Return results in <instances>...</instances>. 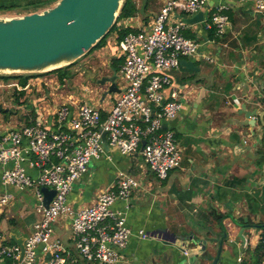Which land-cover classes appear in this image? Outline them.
<instances>
[{"label":"crops","instance_id":"obj_1","mask_svg":"<svg viewBox=\"0 0 264 264\" xmlns=\"http://www.w3.org/2000/svg\"><path fill=\"white\" fill-rule=\"evenodd\" d=\"M133 1L138 15L121 19L118 25L135 31L149 30L166 0ZM223 4V0H209L202 10L204 23L186 25L184 36L199 41V56L185 59L194 63L193 69L181 66L171 72L173 88L185 97L179 116L166 125L175 133L180 167L160 180L145 165L141 151L127 156L109 146L104 157L91 162L88 173L69 194L68 202L77 210L93 205L98 194L114 186L121 174L139 180L130 207L124 201L114 205L115 210L126 213L133 234L121 264H244L261 241L264 140L253 137L250 128L237 122L246 121L245 115L239 113L243 105L247 111L264 110V10L251 2H228L225 13L230 24L225 34L218 37L209 24L212 14ZM28 11L31 10L16 12L25 15ZM118 41L116 31L104 45L84 56V65L94 62L91 71L98 73L97 78L84 65L77 64L79 76H87L88 82L80 84L84 80L78 76L77 94L59 84L58 74L30 78L24 86L29 87L26 90L19 89L23 87L20 79H0V93L12 92L13 108L8 110H25L23 116L18 111L3 112L8 124L0 129L7 131L44 119L52 123L57 109L65 104L71 105L74 114L83 104L97 107L106 119L122 92L107 94L108 86L99 85L98 80L111 76L112 68L119 72L123 65ZM117 86L123 91L122 79ZM171 90H166L167 95ZM16 91L27 97L21 107L14 97ZM24 166L32 178L38 177L39 170L27 163ZM11 167L12 164L6 166ZM3 170L0 169V192L11 193L14 200L0 210V234L10 245H16L11 235L29 237L40 217L35 212L33 192H20L3 184ZM54 228L56 237L77 264H85L71 239V221L61 219ZM142 230L147 239L139 238ZM48 259L50 255H42L40 247L36 264H45ZM0 264L12 261L4 259Z\"/></svg>","mask_w":264,"mask_h":264},{"label":"built area","instance_id":"obj_2","mask_svg":"<svg viewBox=\"0 0 264 264\" xmlns=\"http://www.w3.org/2000/svg\"><path fill=\"white\" fill-rule=\"evenodd\" d=\"M251 2L264 10V0H223L212 14L210 24L222 37L230 18L225 13L227 3ZM209 0H166L150 29L127 34L118 41L124 63L118 72L124 82L122 93L106 119L94 106L83 104L76 114L71 105L60 106L52 123L38 120L20 128L0 129V169L2 183L20 192L32 191L39 220L25 241V256L21 249L10 245L0 234V262L36 264L38 249L50 255L45 264H77V260L56 237L54 226L61 219L71 221V239L85 264H121L133 236L127 225L126 213L114 209L118 201L130 207L133 191L140 186L137 178L121 174L115 185L98 194L93 205L75 210L68 202L73 186L89 171L92 161L106 155L103 133L108 145L130 156L141 152L144 163L160 180L180 167L181 154L175 133L164 128L182 111L185 97L173 88L171 72L181 67V61L199 56L200 43L186 38V24L178 15L194 16L204 10ZM120 26V24H119ZM172 88L167 95L166 90ZM27 87L19 88L26 90ZM39 170L32 178L25 168ZM12 164L11 168H6ZM43 188L55 190L50 205L45 207ZM14 197L0 192V210L9 207ZM140 239H147L139 231ZM242 262V259L239 260ZM261 264H264V259Z\"/></svg>","mask_w":264,"mask_h":264},{"label":"water","instance_id":"obj_3","mask_svg":"<svg viewBox=\"0 0 264 264\" xmlns=\"http://www.w3.org/2000/svg\"><path fill=\"white\" fill-rule=\"evenodd\" d=\"M125 1L59 0L43 11L20 17L0 16V74H47L77 63L111 32ZM179 18L186 25H197L204 23L205 13L200 11L194 16L180 15ZM181 66L193 69L194 63L182 60ZM112 72L111 76H102L98 80L99 85L108 86L107 94L122 92L117 86V69L112 68ZM3 112L9 111L0 106V113ZM239 113L245 115L246 121L237 124L250 128L253 137L264 140V110L247 111L243 105ZM102 138L108 149L106 133ZM145 144L143 141L141 152ZM42 192L44 205L48 207L56 191L43 188ZM11 239L21 249L22 262L27 238L11 235Z\"/></svg>","mask_w":264,"mask_h":264},{"label":"trees","instance_id":"obj_4","mask_svg":"<svg viewBox=\"0 0 264 264\" xmlns=\"http://www.w3.org/2000/svg\"><path fill=\"white\" fill-rule=\"evenodd\" d=\"M55 0H26L25 2H23V0H0V15L3 14H7L9 12H23V10H31V12L29 13H34L37 12L39 8H43L47 5L52 4ZM27 13V14H29ZM139 13V9H137V5L133 0H126L121 7L120 13H119V17L117 19L116 24L114 25L113 29L111 30V32L105 37L103 38L95 48L101 47L102 45H104L106 39L114 32H118V39H123L127 34L131 33V32H137L135 30H133L132 28H122V27H117V23L121 20V19H128V18H132V17H136ZM94 48V49H95ZM93 49V50H94ZM76 64V63H75ZM73 65L69 66V67H65L53 72H60L62 70H67L68 68H71ZM46 74V73H45ZM49 74V73H47ZM43 74L40 75H3L0 76V79L3 80H10V79H20L21 80V85L24 87L27 84V81L31 78V77H35V76H42ZM18 92V91H16ZM16 98H17V104L19 106H23L24 103L26 102V94L24 92H18L16 93ZM15 113L16 110H10L9 114ZM222 218V216H221ZM12 242V241H11ZM264 259V231L262 232V238L261 241L259 243V245L255 248L254 251L251 252V259L250 261H246L244 264H261L262 261ZM244 262V261H242Z\"/></svg>","mask_w":264,"mask_h":264},{"label":"rangeland","instance_id":"obj_5","mask_svg":"<svg viewBox=\"0 0 264 264\" xmlns=\"http://www.w3.org/2000/svg\"><path fill=\"white\" fill-rule=\"evenodd\" d=\"M57 1H59V0H55L52 4L49 3V5H47L45 7H47V8L53 7L57 3ZM45 7L40 8L41 9L40 11H43V10L47 9ZM28 12H31V11H28ZM23 15H24L23 13H19V12H14L13 11V12H9L8 14H3V15H0V16L1 17H20V16H23ZM117 27H120L118 25V23H117ZM84 59H85V57L80 59L76 64H73V66L71 68H68L67 70H62L60 72H51V73H49V75L58 74L59 75V84H62L65 87L64 89H68L69 88L68 91H71V92L74 91V93L77 94V93H79V90H80V86H78V84H77L78 83L77 80L79 79L78 78L79 72L75 69V67L77 66V64L84 65V63H85L83 61ZM91 66H94V62L93 61H89L88 63H86L84 65L85 69L87 68V71L89 73L92 72L91 71ZM72 71H73V73H72ZM91 74L94 76V78L98 77V73L96 71H95V73L92 72ZM3 75H8V74H0V76H3ZM13 75H15V74H13ZM24 75L27 76V75H30V74H24ZM34 75H40V74H34ZM43 75L45 76L47 74H43ZM36 77H38V76L31 77V78H36ZM79 77H81L82 80H84L83 82L81 81L80 84H88L87 76H85V78H84V76L83 77L79 76ZM95 84H96V82L94 81V86H95ZM91 85H93V84H91ZM95 88H96V86H95ZM10 90H13V89H10ZM47 93L49 94V92H47ZM11 95H12L11 91L8 92L7 94L0 93V106H2L6 110L13 108V106H12L13 100H12ZM14 97H16V95ZM33 98H36V95H34ZM19 107H21V106H19ZM8 111H10V110H8ZM17 111L20 112L21 116H23L25 114V110H23V109L16 110V112L15 113L13 112L12 114H16ZM0 114H1L0 115V128L2 129V128H4V126H6L8 124V122H5L6 114L5 113H0Z\"/></svg>","mask_w":264,"mask_h":264}]
</instances>
